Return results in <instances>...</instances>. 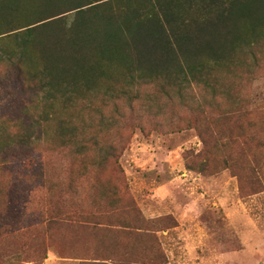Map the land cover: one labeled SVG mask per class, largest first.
I'll list each match as a JSON object with an SVG mask.
<instances>
[{"label": "trees", "instance_id": "16d2710c", "mask_svg": "<svg viewBox=\"0 0 264 264\" xmlns=\"http://www.w3.org/2000/svg\"><path fill=\"white\" fill-rule=\"evenodd\" d=\"M0 67L14 76L0 85V107L17 111L0 115L16 125L0 143V167L49 125L69 154L85 157L93 144L91 164L104 169L124 131L156 120L158 132L197 133L202 148L188 153L186 172L208 198L218 174L241 182L246 170L254 176L250 160L264 159V112L251 120L244 93L264 72V0H0ZM90 109L102 111L99 123ZM32 110L41 115L27 118ZM98 132L102 144L90 135Z\"/></svg>", "mask_w": 264, "mask_h": 264}, {"label": "rangeland", "instance_id": "374dc122", "mask_svg": "<svg viewBox=\"0 0 264 264\" xmlns=\"http://www.w3.org/2000/svg\"><path fill=\"white\" fill-rule=\"evenodd\" d=\"M4 71L0 85L14 77ZM253 77L244 92L251 120L264 112V72ZM90 111L99 123L102 111ZM156 121L124 131L117 162L104 169L91 164L93 144L85 157L69 154L47 124L36 146L11 148L0 167V264H264V159L251 158L254 176L246 170L241 182L218 174L221 188L208 198L186 172L188 153L202 148L197 133L158 132ZM15 126L0 124V143ZM90 135L102 144L99 132Z\"/></svg>", "mask_w": 264, "mask_h": 264}]
</instances>
